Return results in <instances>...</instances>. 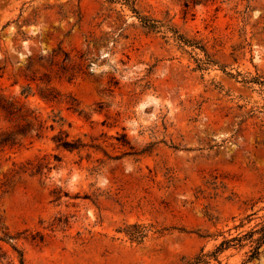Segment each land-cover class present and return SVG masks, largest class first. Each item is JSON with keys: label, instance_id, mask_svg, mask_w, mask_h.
<instances>
[{"label": "rangeland", "instance_id": "obj_1", "mask_svg": "<svg viewBox=\"0 0 264 264\" xmlns=\"http://www.w3.org/2000/svg\"><path fill=\"white\" fill-rule=\"evenodd\" d=\"M186 1L0 0V96L54 126L0 151V264H180L262 221L264 0Z\"/></svg>", "mask_w": 264, "mask_h": 264}, {"label": "trees", "instance_id": "obj_2", "mask_svg": "<svg viewBox=\"0 0 264 264\" xmlns=\"http://www.w3.org/2000/svg\"><path fill=\"white\" fill-rule=\"evenodd\" d=\"M208 1L212 0H187L185 7H188L189 4L206 3ZM138 19L143 22L145 27L152 28L142 17H138ZM29 90L30 87L22 92L24 98H28L29 93L27 94L26 91ZM31 96H37L39 100H41L46 105L63 104L67 111H70L73 114L81 115V111L78 110V105L75 103L76 101L70 95H61L53 88L46 87L45 89L39 90L38 93L32 94ZM0 111L3 113L6 122L9 124V127L0 133L1 152L6 148L13 149L14 147H20L23 140L32 138V136H30L32 131L35 132L36 138H40V134L44 129L54 131L53 125L48 127L45 126L46 122L42 120L39 112L30 109L27 104L21 102L18 99H9L0 96ZM62 121V117H58V121L52 120L54 124H58ZM51 140L56 149H61L68 152L79 151L81 148H84V145L80 141L69 140V135L63 131H59V133L54 135ZM54 161L60 162V159L58 157H54ZM28 166L32 175L40 176L50 173L56 167L53 166L46 157L37 159L36 163L34 164L28 163ZM133 228L141 229L139 226H133ZM141 232L139 233L141 234ZM224 234L225 233H221V241L212 250L205 251L204 248H201L199 252L193 257L183 258L180 261V264H221L219 259L221 255L229 251L239 252L246 248L248 250L245 252V259L241 264H249L257 260L264 248V218L249 231L238 233L235 236H232L230 231H227L226 235ZM142 236L143 235H140L139 238H142ZM19 238L20 235H17L16 237H10L9 235L5 234L4 237L0 239V241L6 244H11V242L18 240ZM11 246L18 254L20 264H23L22 252L18 251L13 244Z\"/></svg>", "mask_w": 264, "mask_h": 264}]
</instances>
